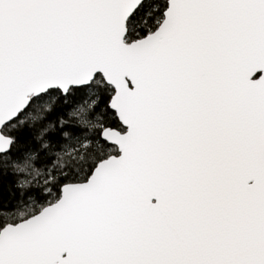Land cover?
Listing matches in <instances>:
<instances>
[{"label": "snow or ice", "instance_id": "obj_1", "mask_svg": "<svg viewBox=\"0 0 264 264\" xmlns=\"http://www.w3.org/2000/svg\"><path fill=\"white\" fill-rule=\"evenodd\" d=\"M0 264H264V0H0Z\"/></svg>", "mask_w": 264, "mask_h": 264}]
</instances>
